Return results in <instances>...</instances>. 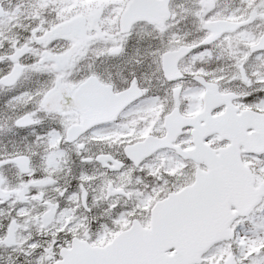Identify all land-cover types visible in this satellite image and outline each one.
I'll use <instances>...</instances> for the list:
<instances>
[{
    "label": "snow or ice",
    "instance_id": "1",
    "mask_svg": "<svg viewBox=\"0 0 264 264\" xmlns=\"http://www.w3.org/2000/svg\"><path fill=\"white\" fill-rule=\"evenodd\" d=\"M0 264H264V0H0Z\"/></svg>",
    "mask_w": 264,
    "mask_h": 264
}]
</instances>
